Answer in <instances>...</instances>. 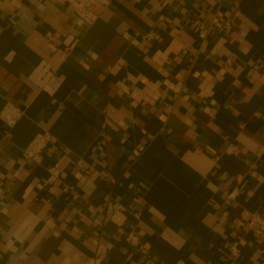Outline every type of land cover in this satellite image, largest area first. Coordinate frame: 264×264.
<instances>
[{"label": "crops", "instance_id": "1", "mask_svg": "<svg viewBox=\"0 0 264 264\" xmlns=\"http://www.w3.org/2000/svg\"><path fill=\"white\" fill-rule=\"evenodd\" d=\"M6 102L0 264H264V0H0Z\"/></svg>", "mask_w": 264, "mask_h": 264}, {"label": "built area", "instance_id": "2", "mask_svg": "<svg viewBox=\"0 0 264 264\" xmlns=\"http://www.w3.org/2000/svg\"><path fill=\"white\" fill-rule=\"evenodd\" d=\"M105 9V5L93 1L89 5L82 6L80 12L81 15L87 17L89 20L97 18ZM227 27H230V23L228 22ZM23 115V110L11 103L6 102L3 108L0 111V117L5 124V136L10 137L12 135V129L15 127L19 119ZM50 141V134L47 131H42L36 134L32 140L23 148L22 155L25 159L33 161V162H40L42 155L45 149L49 146ZM264 228V222L262 224ZM147 246H143V251H147ZM238 249L234 246L233 252L238 254Z\"/></svg>", "mask_w": 264, "mask_h": 264}]
</instances>
